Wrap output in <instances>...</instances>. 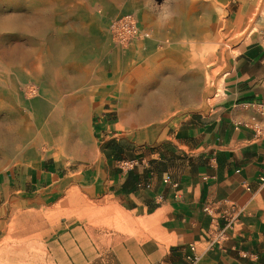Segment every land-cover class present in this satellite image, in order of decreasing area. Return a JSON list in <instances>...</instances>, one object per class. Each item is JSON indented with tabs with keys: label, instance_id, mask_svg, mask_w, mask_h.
<instances>
[{
	"label": "rangeland",
	"instance_id": "374dc122",
	"mask_svg": "<svg viewBox=\"0 0 264 264\" xmlns=\"http://www.w3.org/2000/svg\"><path fill=\"white\" fill-rule=\"evenodd\" d=\"M250 4L248 0L127 4L126 0H0V171L45 156L75 168L87 164L84 157L98 148L93 127L100 116V85L107 78L119 88L105 112L111 133H117L119 140L150 144L163 131L183 126L207 108L254 16L264 11V0H254L250 16L239 27L234 15ZM124 13H132L149 36L116 43L109 24ZM186 74L190 87L167 105L141 108L137 99L130 98L136 89L156 90L170 76ZM48 125L63 128L71 139H50L42 133ZM102 200L71 188L46 206L8 205L0 230V264L87 261L62 256L60 247L73 255L76 246L90 248L92 238L93 244L105 248L110 235L126 233V217L102 207Z\"/></svg>",
	"mask_w": 264,
	"mask_h": 264
},
{
	"label": "crops",
	"instance_id": "0c3cea01",
	"mask_svg": "<svg viewBox=\"0 0 264 264\" xmlns=\"http://www.w3.org/2000/svg\"><path fill=\"white\" fill-rule=\"evenodd\" d=\"M248 1L249 8L234 15L239 27L253 8L254 0ZM251 27L207 108L150 144L111 133L105 112L119 88L107 78L100 85V116L93 127L98 148L84 157L87 164L75 168L45 156L0 171V230L8 205L46 206L77 188L90 198H104L102 207L120 211L126 233L110 235L105 248L92 238L90 248L76 246L73 255L60 247L64 257L88 258L90 264H187L194 254L193 264H264V182L259 180L264 137L237 126L264 102V11ZM138 94L136 89L130 95ZM130 111L127 104L129 120ZM125 160L135 164L126 167ZM232 207L240 212L227 228L221 215L232 213Z\"/></svg>",
	"mask_w": 264,
	"mask_h": 264
},
{
	"label": "built area",
	"instance_id": "2783aa9c",
	"mask_svg": "<svg viewBox=\"0 0 264 264\" xmlns=\"http://www.w3.org/2000/svg\"><path fill=\"white\" fill-rule=\"evenodd\" d=\"M110 31L116 43L126 44L134 39L147 38L149 32L139 27L136 17L132 13H124L112 19ZM237 126H244L254 130L256 137H264V102L256 104L255 113L248 119L239 120ZM122 164L126 167H132L135 162L133 160L123 161ZM259 180L264 182V172L259 176ZM208 210V208H205ZM232 213H223L221 217L226 220L225 226L231 228L234 221L237 220L239 209L232 207ZM193 249V247H192ZM197 260V256L191 254L187 256V264H193Z\"/></svg>",
	"mask_w": 264,
	"mask_h": 264
},
{
	"label": "bare ground",
	"instance_id": "6f19581e",
	"mask_svg": "<svg viewBox=\"0 0 264 264\" xmlns=\"http://www.w3.org/2000/svg\"><path fill=\"white\" fill-rule=\"evenodd\" d=\"M189 87V76L187 74L180 77L170 76L162 87L156 90L150 87L142 88L137 96L130 95V98L133 99V101L137 99L141 104V108H154L160 105H167L173 97L181 91L187 90ZM184 93L186 92H183V95ZM59 128L60 127L57 125H48L45 129L43 128L42 133L47 135L50 139L56 138L59 141L71 139L70 135L64 133L63 128H60V130Z\"/></svg>",
	"mask_w": 264,
	"mask_h": 264
}]
</instances>
